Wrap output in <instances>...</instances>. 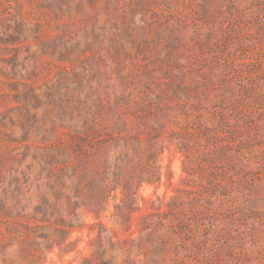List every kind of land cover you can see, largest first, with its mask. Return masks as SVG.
I'll return each instance as SVG.
<instances>
[{"label":"rangeland","instance_id":"1","mask_svg":"<svg viewBox=\"0 0 264 264\" xmlns=\"http://www.w3.org/2000/svg\"><path fill=\"white\" fill-rule=\"evenodd\" d=\"M70 1L56 15L52 0H0V264H176L174 247L198 238L195 218L179 214L177 239L160 249L141 231L146 214L166 210L186 180L240 185L223 156L230 142L252 151L250 183L264 177V0ZM89 142L100 202L87 179L80 197L71 170L58 176L56 152ZM69 153V164L82 154ZM120 155L131 192L110 188L106 163ZM56 179L70 198L56 201ZM246 188L241 207L231 188L214 216L201 213L219 225L217 264H264V188Z\"/></svg>","mask_w":264,"mask_h":264},{"label":"trees","instance_id":"2","mask_svg":"<svg viewBox=\"0 0 264 264\" xmlns=\"http://www.w3.org/2000/svg\"><path fill=\"white\" fill-rule=\"evenodd\" d=\"M62 1V0H60ZM67 3L66 9L64 8L62 3H59L58 0H52L54 3L53 11L55 14H62L65 10H72L75 5H73V1L65 0ZM21 22H18V28L22 27L20 25ZM17 26V25H15ZM23 29V28H22ZM34 30V29H32ZM231 93H233L231 91ZM222 94H219L217 96H221ZM206 97V96H205ZM225 99H229L228 96L225 94ZM240 105L244 106V102L240 100ZM242 103V104H241ZM81 113H86V116L84 118V121H89L90 115H92V110H94L91 106H84L81 104ZM216 119V118H215ZM188 129V128H187ZM186 129V130H187ZM191 135V132L185 133V135L188 136ZM187 138V139H188ZM191 141V138H189ZM180 148L183 150H189L191 149L193 143L192 142H179ZM182 143V144H181ZM187 143V144H183ZM201 142H195V145ZM152 146L154 145V142L150 143ZM88 147H91L94 149V153L89 150L87 146L84 144H77V145H70L73 152H76L77 149L81 151L82 154H78V162L77 163H68V159H72L73 156L70 154L71 148L69 146L66 147V152L68 154L64 156V159L56 152V155L59 157L58 159H61L60 162L64 165L63 167H60V172L58 173L59 177L61 179L64 178V176L67 174L70 176V174L74 178V182H72V186L75 187V190L78 191V196L81 195V189L82 186H80L83 179H87V184L89 187H94L97 189L98 193L96 195V200L100 202V198L104 197L106 193L104 192V185L102 178L97 179L94 174L92 173L95 169V158L94 154H96L95 149L98 148L95 146L96 143L89 142ZM240 146V144L237 142H230L228 146H226L223 156L225 159H232L234 158V164L235 166L232 168L234 172L240 173L239 175V184L240 185H233V187L223 184L221 185L220 181H223L224 178L221 176L215 181H212V178H201V179H190L184 181V184L187 187L184 188H178L175 192V194L171 197V199L168 201V208L166 210H160V208H157L156 210L146 214L143 217V225L141 231H147L148 236L151 238V240L158 239L160 241V249H166L168 244L172 241H175L177 239V233L176 229L180 228L182 219H180V222H177L176 218L179 217V214H182V216H185L184 218H188L187 221H190L187 225L191 226L195 222L194 226L199 227V233L198 238L196 239H190V243L188 244L185 242V248L180 249L178 247H174V250L176 252V264H217L218 261V252H213V243L221 239V234L219 232V225L215 220L207 221V217L203 219L201 216V213L204 212V215L206 216H214L218 212V208L222 207L224 202L227 201L228 197H225L229 193V189L234 188L235 190L232 191L235 193V195L231 196L233 198L235 196V202H238L237 207H241L242 202V193L245 190V187L249 189V191H256L258 188H264V177L259 179V183L255 182L256 180L253 179V182L250 183V180L248 178V175L245 172V169L248 166H252V157L248 154L249 152L252 153V151H245L243 149V144L240 146L241 150L236 153V149ZM136 149H139V147H135ZM234 150V151H232ZM60 150L59 152H61ZM162 151V150H161ZM128 152L126 150H123L122 154H127ZM154 153V152H153ZM160 153V152H159ZM56 157V156H51ZM93 162H88V161ZM123 156H118L115 158L114 161H112L110 164L106 163L107 166H110L112 168L113 173V183L112 186L110 185V188L115 189L119 187H123L124 192H131L133 183H130L126 180H122L123 178ZM122 161V162H121ZM93 166V167H92ZM93 168V169H92ZM68 170H71L70 174H68ZM160 179V174L154 177H147L145 178L148 182H153L155 180ZM76 180V182H75ZM246 183V184H245ZM192 186V188L190 187ZM209 185H212L209 186ZM248 185V186H246ZM64 187H69L64 180H58L53 181L49 184L50 189L52 190V195L56 197V201H59L58 194H61V197L67 196V198H70L65 193ZM262 186V187H258ZM246 188V189H247ZM104 190V191H103ZM237 197V198H236ZM43 200V201H42ZM41 202L38 205V208L36 207V213H43L44 211H47L45 206L47 207V204L50 201V196H43ZM86 202L82 201L81 204H85ZM235 207V206H234ZM181 211L183 213H181ZM0 213H5V210L0 209ZM195 218V222L191 223V218ZM40 219V218H39ZM45 219V218H44ZM43 221V219H40ZM3 220L0 218V223H2ZM184 222V219H183ZM26 230L30 231L33 226L28 224V226H25ZM22 230L19 229L18 233H22ZM2 234L7 239V235L5 232L2 231ZM246 235L243 233L242 235L238 233V238H235L230 235L231 239L227 238L228 244H233L235 241L238 242L239 239H242ZM241 241V240H240ZM230 248V247H229ZM224 252L228 253L227 255L231 256V258H235V251L231 248L230 250H223ZM88 261V260H86ZM232 264V263H231Z\"/></svg>","mask_w":264,"mask_h":264}]
</instances>
